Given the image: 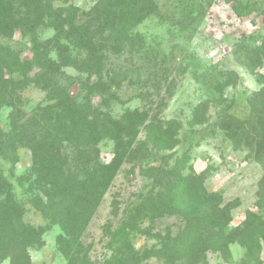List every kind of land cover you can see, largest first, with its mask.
I'll use <instances>...</instances> for the list:
<instances>
[{"label": "trees", "instance_id": "trees-1", "mask_svg": "<svg viewBox=\"0 0 264 264\" xmlns=\"http://www.w3.org/2000/svg\"><path fill=\"white\" fill-rule=\"evenodd\" d=\"M56 1L0 0V38H10L18 30L28 37L32 52L31 59H21L16 51L0 44V108L11 110L7 130L0 127V156H7V150L15 153L17 147L30 151V202L49 224L58 226L56 245L66 264H95L82 237L125 162H138L151 186L109 228L112 254L103 264H205L207 253L225 254L233 242L246 247V257L264 245V218L247 211L241 226L230 228L236 202H225L220 192L208 191L202 173L185 171L186 152L172 161V155H166L159 164L149 163L152 149L172 150L179 143L180 123L160 117L164 98L157 100L154 110L136 107L119 117L92 103L93 96H100L104 107L119 101L118 73L106 70L105 58L108 53L138 45L133 29L156 14L157 2L97 0L89 10L80 11L67 4L70 0H62L63 5H55ZM248 5L238 0L232 9L237 16L257 10ZM41 28L51 29L53 34L41 39ZM234 52L254 73L264 62V35L243 37ZM68 67L85 75V94L79 100L59 81ZM218 76L213 91L221 92L236 79L233 72L219 71ZM260 83L261 88L247 98L245 118L223 114L216 125L234 149L245 148L264 169V80ZM29 85L46 91L49 102L27 116L19 103L21 92ZM207 107V101L196 105L192 124L204 120L200 117ZM142 128L145 139H139ZM104 139L113 142L107 163L100 159L99 143ZM256 206L264 209V171ZM23 214L10 182L0 176V263L7 259L9 264H32L28 249L42 244L46 227L25 223ZM165 218L177 219L175 230L170 225L156 230L155 223ZM138 236L155 242L135 249L133 240Z\"/></svg>", "mask_w": 264, "mask_h": 264}, {"label": "rangeland", "instance_id": "rangeland-1", "mask_svg": "<svg viewBox=\"0 0 264 264\" xmlns=\"http://www.w3.org/2000/svg\"><path fill=\"white\" fill-rule=\"evenodd\" d=\"M155 1L158 5L156 14L133 29L138 45L132 49L126 46L118 54L108 53L105 58L106 70L118 73L115 82L120 86L113 85L118 88L119 101H112L104 107L103 99L93 96V105L107 110L113 117H119L126 109H153L157 100L164 98L165 106L160 117L180 123L179 143L172 150L152 149L150 162L143 161V165L147 162L159 164L166 155H172V161L186 152L189 161L185 171L192 169L197 174L202 173L208 191L220 192L225 202H236L231 211L230 228L241 226L247 211L264 218V209L256 206L263 167L245 148L234 149L216 125L223 114L245 118L248 115V96L261 88L264 62L254 73H250L234 50L243 37L264 35V0H239L257 8L246 16L234 13L232 5L238 0ZM96 2L70 0L67 4L87 11ZM63 4L62 0L55 2V5ZM38 34L44 39L50 37L53 31L41 28ZM0 44L16 51L21 59L32 57L28 37L18 30L10 38H0ZM51 56L55 58L53 53ZM219 71L236 75L235 81L232 79L221 92L212 90V84L220 78ZM59 81L75 99L79 100L85 94L84 74L68 67L63 70ZM204 101L208 103L205 116L200 117L204 120L192 124L194 108ZM48 102L46 91L29 85L21 92L19 104L22 112L29 116L34 108ZM10 111L6 106L0 108V127L4 130L8 127ZM146 136L145 128H142L139 139ZM99 150L101 161L107 163L112 157L113 142L102 140ZM6 155L0 156V176L10 182L15 199L23 206V221L35 227H46L42 244L28 249L31 263L66 264L56 245L58 226L49 224L30 202L28 188L33 180L30 151L17 147L15 153L7 150ZM150 186L151 182L140 173L138 162L121 165L82 237L95 264H103L112 254L108 246L109 228L117 225L123 210L132 205L139 195L145 194ZM178 223L176 218H165L155 223V227L159 230L170 225L175 230ZM154 242L145 236L133 240L135 249L139 250L150 247ZM245 254L246 247L233 242L225 254L207 253L205 264H264V245L261 244L247 257ZM0 264H9V260Z\"/></svg>", "mask_w": 264, "mask_h": 264}]
</instances>
